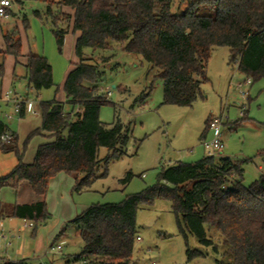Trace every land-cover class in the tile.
Returning <instances> with one entry per match:
<instances>
[{
  "label": "trees",
  "instance_id": "16d2710c",
  "mask_svg": "<svg viewBox=\"0 0 264 264\" xmlns=\"http://www.w3.org/2000/svg\"><path fill=\"white\" fill-rule=\"evenodd\" d=\"M13 1L18 5L27 1L49 4L47 13L52 18L59 52L63 53L72 29L78 34V61L64 83L66 102L40 103L42 125L29 134L24 151L43 133L54 141L39 146L33 163H24L18 137L0 120V149L15 153L18 160L17 166L0 178V191H17L26 184L41 198L8 211L0 202V220L12 217L46 224L51 218L46 196L52 179L59 174L74 177L73 191L80 193L97 179L100 149L110 152L106 163L126 154L131 131L120 119L110 126L101 121V109L111 103L100 93L104 72L86 56L88 50L93 54L108 51L115 43L124 46L128 54L141 56L155 71L154 78L164 85L165 105L193 107L203 97L207 68L217 47L230 49V63L238 64L239 72L252 84L264 80V0H195L181 14L173 13L174 0H60L58 14L53 12V0ZM61 23H68L69 29H61ZM3 40L5 50H0V55L11 56L17 65H24L29 90L39 96L55 86L48 59L32 53L24 55L18 32L4 34ZM4 74V65L0 64V79ZM66 105L71 106L70 111ZM24 117L25 112L21 115ZM211 117L206 121L203 140L208 136ZM5 135L11 140L3 142L1 137ZM244 163L222 155L177 163L162 170L155 186L121 203L90 206L68 222L59 236H64L69 226L80 234L83 246L76 262L133 264L140 207L166 199L172 202L179 232L186 242L193 236L203 247L219 254L220 246L207 232L209 227L214 228L222 253L231 257V262L221 264H264V175L245 186ZM132 176L128 174L125 182ZM204 256L188 246L189 261ZM3 264L30 263L5 260Z\"/></svg>",
  "mask_w": 264,
  "mask_h": 264
},
{
  "label": "rangeland",
  "instance_id": "374dc122",
  "mask_svg": "<svg viewBox=\"0 0 264 264\" xmlns=\"http://www.w3.org/2000/svg\"><path fill=\"white\" fill-rule=\"evenodd\" d=\"M53 1V12L58 14L60 10L57 3L60 0ZM194 1L174 0L173 13L185 12ZM48 6L47 3L35 1H27L23 5L13 4L11 10L14 9V15L6 20L0 19L1 51L5 50L3 35L15 31L21 36L25 53L46 57L53 68L55 86L43 91L39 98L34 90L28 91L24 65H17L11 56L4 58L0 55V64L5 69L0 87L5 88L4 82H12V77L13 80L20 78L13 85L16 90L11 87L13 89L9 91L17 93L22 100L35 102L38 113L26 114L38 119H42V115L37 103L57 99L63 93L68 70L77 62L72 29L66 36L63 53L59 52L52 18L47 13ZM69 26L68 23L60 24V28L65 30ZM86 56L92 58L104 72L100 93L107 97L106 92H112L111 97H107L111 104L101 109V121L110 126L120 119L131 131L132 138L126 154L106 163L110 152L105 148L100 149L101 163L97 179L89 189L65 195L68 197L62 203L52 192L49 193L51 218L46 224L34 222L33 229H26L25 220L11 217L1 219L0 264L5 260L24 259L30 264H83L74 261L83 246L76 228L69 226L64 236H59L67 223L92 205L121 203L126 197L155 186L163 169L177 163H194L205 157L201 136L211 115H224L226 118L222 128L223 149L217 156L246 162L243 176L245 186H250L264 175V80L245 87L249 97L242 98L233 84L243 81L245 76L239 72L236 63H230L228 47L214 49L207 68L208 82L202 87L203 97L193 107L163 104L162 81L154 78L155 71L141 56L128 54L122 45L112 43L110 50L96 54L88 50ZM10 107L8 111L12 113L14 105L10 104ZM66 110L70 111L71 106L66 105ZM4 121L9 122L6 118ZM16 164L14 153H5L0 149V176L12 171ZM128 174L133 176L125 182ZM16 201L14 191L6 188L0 191V202L5 203L7 211L13 209ZM68 202L72 208L70 212L65 208ZM207 232L209 238L220 246L219 254L212 248L203 247L193 236H189L186 242L179 232L172 202L156 199L152 205H143L139 209L137 236L140 241L137 240L135 244L133 264L231 262V257L222 253L223 246L219 244L216 230L209 227ZM59 246L61 249H58ZM188 246L203 252L205 256L189 261Z\"/></svg>",
  "mask_w": 264,
  "mask_h": 264
},
{
  "label": "crops",
  "instance_id": "0c3cea01",
  "mask_svg": "<svg viewBox=\"0 0 264 264\" xmlns=\"http://www.w3.org/2000/svg\"><path fill=\"white\" fill-rule=\"evenodd\" d=\"M13 11H14V9H13ZM13 11H12V13H10V17H11V15H14ZM5 20H3V21H5ZM74 36L75 37L73 39H74V42H76L78 34H74ZM66 40H65V44H66ZM23 54L24 55H28V53H25L24 50H23ZM14 61H15V59H14ZM77 61H78V59H77ZM72 69H73V67H71L68 70L67 76H68L69 72ZM67 76H66V78H67ZM19 79L20 78H17V79L13 80V77H12V82L9 81V80L7 81L8 85L4 82V84L7 87L5 85H4L5 88L4 87H0L1 88L0 89V93H6V92L9 91V89H13V88L15 89V87H13V85L16 82H18ZM2 82H3V80H2ZM11 87H13V88H11ZM28 91H29V89H28ZM63 93H64V90H63ZM63 93L60 94L57 97V99H53V100H57L58 102L65 103L66 102V96H65V93L64 94ZM39 98H40V95H39ZM53 100H50V101H53ZM40 103H41L40 101H39V103H37V104H39V107H40ZM34 104H35V102L33 103V108L36 111L37 109L35 108ZM9 108H11L10 104H5V103H1L0 104V120H2L6 125L9 126L11 132H14L16 134V136L18 137V149H19V151L23 152L24 151V143H25L27 137L33 131H35V130H37V129H39L41 127L42 119H38V118H33V117H30V116H27V114L25 113V117L24 118H18L17 120L15 119V120L6 122V121H4L5 114L10 112V111H8ZM37 111H36V113H38ZM21 137L24 138V139L21 140ZM52 141H54V139L47 133H43L40 136L34 137L32 139V141L29 143L27 149L24 151V163H26V164L33 163V161L35 159V155H36L37 149L39 148V146L43 145V144H46V143H50ZM15 156H16V154H15ZM16 158H17V156H16ZM17 164H18V160H17ZM17 164L13 165L14 168L17 166ZM9 173H7V174H9ZM6 175H1L0 178L4 177ZM74 186H75V179H73L72 177H70L68 175H65V174H59L57 177L52 179L50 181L49 191H48V194L46 196L47 206H48L49 193L52 192L53 196L56 197V198H59V200L62 203L65 200V198L68 197V196H65V195H70V194L72 195ZM6 189H9V190L14 191L16 193L17 201L15 202V205H17V204H20V205H22V204H33V203H36V202L40 201V199H41L37 195H35L33 193V191L30 189V187L28 185H26V184H22L17 191L14 190V189H11V188H6ZM67 200H68V198H67ZM4 205H5V203H4ZM65 208H66L67 212H70L72 210L71 205H70L69 202L65 204ZM48 210H49V207H48ZM24 260H27V259H24ZM9 261H12V260H9Z\"/></svg>",
  "mask_w": 264,
  "mask_h": 264
},
{
  "label": "built area",
  "instance_id": "2783aa9c",
  "mask_svg": "<svg viewBox=\"0 0 264 264\" xmlns=\"http://www.w3.org/2000/svg\"><path fill=\"white\" fill-rule=\"evenodd\" d=\"M14 1L13 0H0V18L1 19H8L10 17L9 10L13 8ZM237 68L239 67L238 64ZM232 84V83H231ZM235 89L238 91L240 96L244 99L249 97V92L245 89V87L252 85V80L245 76V79L239 83L233 84ZM107 97H111L112 92H106ZM13 104L14 110L11 113H6L5 118L8 121H12L16 118H21L23 112L25 113H34L36 111L33 108V103L29 102V100H22L16 93L13 94L11 91L6 93L0 94V104ZM226 118L223 116H215L212 115L211 120L208 124V131L209 135L211 136L208 139V136L205 140L202 141V146L206 151V156L208 157H216L217 153L223 149V142H222V128L225 125ZM3 142H8L11 140V137L5 135L1 137ZM27 221V220H26ZM1 224V223H0ZM35 224L32 221H27L25 224L26 229H33ZM4 237V236H3ZM1 238V235H0ZM140 241V238L137 239ZM58 249H61L59 246Z\"/></svg>",
  "mask_w": 264,
  "mask_h": 264
}]
</instances>
